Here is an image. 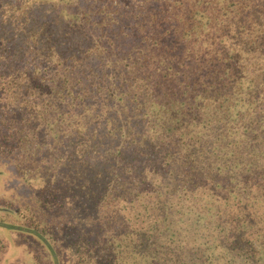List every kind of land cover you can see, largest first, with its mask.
<instances>
[{
    "label": "trees",
    "instance_id": "1",
    "mask_svg": "<svg viewBox=\"0 0 264 264\" xmlns=\"http://www.w3.org/2000/svg\"><path fill=\"white\" fill-rule=\"evenodd\" d=\"M0 176V264H264V0H0Z\"/></svg>",
    "mask_w": 264,
    "mask_h": 264
},
{
    "label": "rangeland",
    "instance_id": "2",
    "mask_svg": "<svg viewBox=\"0 0 264 264\" xmlns=\"http://www.w3.org/2000/svg\"><path fill=\"white\" fill-rule=\"evenodd\" d=\"M8 178V176L6 177V179ZM2 181V176H0V182ZM15 192V189L12 188V185L9 189V193H14ZM24 246H19V245H16V244H13V246L10 248L9 250V258L10 259H14L16 260L18 263L21 262V263H28L29 261V258H28V253H27V250L26 248H22Z\"/></svg>",
    "mask_w": 264,
    "mask_h": 264
}]
</instances>
